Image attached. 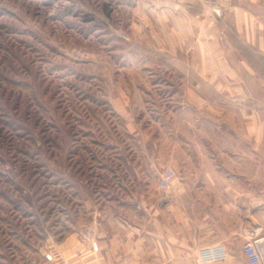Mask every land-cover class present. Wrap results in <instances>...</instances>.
Masks as SVG:
<instances>
[{"label": "rangeland", "instance_id": "rangeland-1", "mask_svg": "<svg viewBox=\"0 0 264 264\" xmlns=\"http://www.w3.org/2000/svg\"><path fill=\"white\" fill-rule=\"evenodd\" d=\"M183 3L0 0V264H79L171 159L264 189V54Z\"/></svg>", "mask_w": 264, "mask_h": 264}, {"label": "crops", "instance_id": "crops-1", "mask_svg": "<svg viewBox=\"0 0 264 264\" xmlns=\"http://www.w3.org/2000/svg\"><path fill=\"white\" fill-rule=\"evenodd\" d=\"M223 4L241 37L264 54V0ZM169 163L177 166L174 159ZM175 167L172 187L149 190L144 211L118 219L117 231L103 226L94 249L76 247L79 264H249L243 244L264 238V189L256 191L254 173L241 176V188L238 172Z\"/></svg>", "mask_w": 264, "mask_h": 264}, {"label": "built area", "instance_id": "built-area-1", "mask_svg": "<svg viewBox=\"0 0 264 264\" xmlns=\"http://www.w3.org/2000/svg\"><path fill=\"white\" fill-rule=\"evenodd\" d=\"M165 1V0H156ZM208 13L214 16L222 17L225 14V6L223 0H199ZM176 171L174 168L166 167L158 181L160 190H167L173 184L176 178ZM84 235L89 239L93 237V232L84 230ZM264 238H255L248 240L243 244V252L249 261V264H264V246L262 245Z\"/></svg>", "mask_w": 264, "mask_h": 264}]
</instances>
